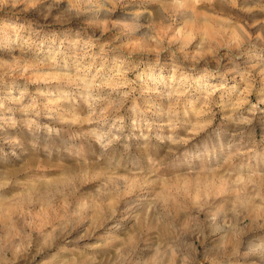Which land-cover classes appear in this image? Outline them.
Masks as SVG:
<instances>
[{
  "label": "rangeland",
  "instance_id": "rangeland-1",
  "mask_svg": "<svg viewBox=\"0 0 264 264\" xmlns=\"http://www.w3.org/2000/svg\"><path fill=\"white\" fill-rule=\"evenodd\" d=\"M0 264H264V0H0Z\"/></svg>",
  "mask_w": 264,
  "mask_h": 264
}]
</instances>
